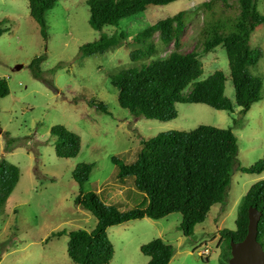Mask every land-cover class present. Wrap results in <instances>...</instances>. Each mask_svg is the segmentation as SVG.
Listing matches in <instances>:
<instances>
[{
    "label": "rangeland",
    "instance_id": "1",
    "mask_svg": "<svg viewBox=\"0 0 264 264\" xmlns=\"http://www.w3.org/2000/svg\"><path fill=\"white\" fill-rule=\"evenodd\" d=\"M87 0H60L45 13L46 38L30 17L27 0H0V79L9 94L0 98V160L19 168L20 178L0 213V264H74L67 256L66 234L60 231H91L95 217L74 203L79 194L95 193L104 205L125 212L139 207L145 194L134 188L133 178L117 179L118 169L111 161L118 158L132 164L140 150V140L161 133L187 132L199 126L231 129L238 153L223 204L214 205L202 224L190 236L179 230L181 216L171 214L158 221H129L107 230L114 248L109 264H147L140 247L161 239L173 248L168 264H228V251L220 231L235 230V220L244 195L264 179V172L248 175L239 168L254 165L264 155V23L250 35L249 46L261 57L248 69L262 80V99L245 114L216 111L205 105L177 104L176 119L158 122L134 117L119 107L117 90L109 77L121 70L147 64L155 56L132 63L129 54L140 48L137 35L146 27L181 11L186 13L180 52L201 51L202 29L207 21L233 17L236 11L212 0H178L166 6H147L134 17L123 19L117 27L94 31L88 24ZM233 5V4H231ZM235 6V5H233ZM264 14V0L256 1ZM221 14V15H220ZM223 15V17H222ZM225 24V32L229 31ZM123 34L124 41L102 54L82 57L80 47L101 35ZM161 57L173 49L157 41ZM42 57L40 79L29 64ZM203 75L216 71L226 76L224 96L234 104V90L228 78V60L222 47L201 57ZM21 66L20 69H16ZM90 101L103 103L108 114L97 111ZM61 126L76 135L80 150L73 159H60L54 151L51 129ZM81 164L92 165L88 180L80 187L72 172ZM210 250L207 256L200 252ZM207 259V261H206Z\"/></svg>",
    "mask_w": 264,
    "mask_h": 264
},
{
    "label": "trees",
    "instance_id": "2",
    "mask_svg": "<svg viewBox=\"0 0 264 264\" xmlns=\"http://www.w3.org/2000/svg\"><path fill=\"white\" fill-rule=\"evenodd\" d=\"M30 17L38 24L40 34L46 38L45 13L60 0H27ZM178 0H87L88 24L94 31L105 27H117L123 19L134 17L147 6H166ZM257 0H212L202 4L204 10H212V2L224 8L221 14L235 8L233 17L211 18L202 29L201 51L181 53L182 34L186 13L181 11L143 29L136 37L140 48L130 52L132 63L155 56L147 64L121 70L109 77L117 90L120 108L136 118L142 117L158 122H169L177 117V104L205 105L216 111L233 113L237 107L245 115L251 106L262 99V80L252 76L248 69L255 66L261 52L249 46L250 35L264 23V14L256 10ZM235 6H233V5ZM220 14V15H221ZM223 17V15H222ZM229 31L225 32V24ZM3 30L0 29V34ZM157 41L163 47L172 46L167 55L160 56ZM124 41L123 34L106 37L80 47L82 57L102 54ZM222 47L227 55L228 78L234 90V104L225 96L226 76L216 71L205 79L201 57ZM43 58L31 61L29 68L40 79L39 64ZM9 94L7 83L0 79V98ZM97 111L108 114L107 107L90 101ZM55 137L54 151L60 159H73L80 150L79 138L61 126L50 131ZM136 160L125 164L116 157L111 161L118 169L121 182L133 178L134 188L145 194L139 207L121 212L113 205H104L95 193L79 194L74 203L90 212L96 219L91 231L75 230L57 232L52 236L67 235V256L74 264H109L114 255L107 230L129 221L150 219L158 221L171 214H179V230L190 236L196 225L202 224L211 208L223 204L227 195L233 168L238 153L237 139L231 129L199 126L187 132L161 133L150 139H142ZM93 169L81 164L72 172L73 180L81 187ZM248 175L264 172V155L254 165L239 168ZM20 178L19 168L0 160V213L14 191ZM261 213L257 226V241L264 251V179L250 187L239 206L235 230L220 231L230 258V242H240L247 234L248 209ZM140 252L149 259L147 264H168L173 257V248L155 239L140 247ZM203 257V256H202ZM207 261V259H206Z\"/></svg>",
    "mask_w": 264,
    "mask_h": 264
},
{
    "label": "water",
    "instance_id": "3",
    "mask_svg": "<svg viewBox=\"0 0 264 264\" xmlns=\"http://www.w3.org/2000/svg\"><path fill=\"white\" fill-rule=\"evenodd\" d=\"M260 217L261 213L255 208L248 209L247 234L240 242H230L228 264H264V251L256 239Z\"/></svg>",
    "mask_w": 264,
    "mask_h": 264
},
{
    "label": "built area",
    "instance_id": "4",
    "mask_svg": "<svg viewBox=\"0 0 264 264\" xmlns=\"http://www.w3.org/2000/svg\"><path fill=\"white\" fill-rule=\"evenodd\" d=\"M210 254V250L209 249H205V250H203L202 252H200V255L201 256H207V255H209Z\"/></svg>",
    "mask_w": 264,
    "mask_h": 264
}]
</instances>
